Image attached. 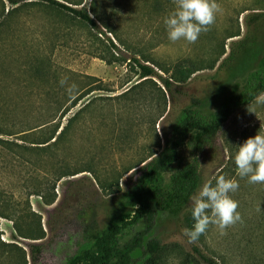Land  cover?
<instances>
[{
  "label": "rangeland",
  "instance_id": "1",
  "mask_svg": "<svg viewBox=\"0 0 264 264\" xmlns=\"http://www.w3.org/2000/svg\"><path fill=\"white\" fill-rule=\"evenodd\" d=\"M63 1L89 10L92 4V0ZM217 2L222 12L215 24L189 44L168 38L164 19L174 9L173 0H99V16L92 14L97 26L45 0H0V109L8 107L13 119L23 121L24 129L53 116L57 118L52 122L56 121L72 99L84 96L62 117V127L88 98H94L58 149L70 169L87 170L60 179L53 203L37 194L26 196L20 169L0 161V186L23 187V227L34 230L41 220L45 230L34 263L32 239L18 236L13 220L0 216V264H65L76 248L80 216L87 206L94 204L101 222L106 218L114 193L103 189L99 179L119 178L125 185L128 175H121L150 151L162 149L172 123L193 97H214L202 110L211 116L225 98L248 95L264 77L263 55L246 57L234 72L228 66L219 67L233 43L252 32L251 19L264 11V0ZM134 56L163 75L167 73L156 65L172 67L179 57H195L205 66L188 81L175 82L171 92L158 76L142 81ZM255 98L236 109L203 149L186 140L179 161V166H198L202 181L194 194L207 182L214 185L219 175L237 179L239 189L231 195L239 201L243 222L229 227L226 235L210 226L196 243H190L183 230L194 225L191 199L177 215L159 214L156 229L164 244L161 264H206L196 262V248L219 264H264V184L236 176L234 163L239 145L259 131L264 133V106H256L257 115L248 111ZM0 136L8 137L1 131ZM176 168L177 163L166 176ZM187 215H191V227ZM143 227L141 222L125 230L122 241Z\"/></svg>",
  "mask_w": 264,
  "mask_h": 264
},
{
  "label": "trees",
  "instance_id": "2",
  "mask_svg": "<svg viewBox=\"0 0 264 264\" xmlns=\"http://www.w3.org/2000/svg\"><path fill=\"white\" fill-rule=\"evenodd\" d=\"M45 1L69 11L93 26L98 25L96 17L92 14L99 16V0H92L91 11L87 7L69 3L71 1ZM251 20L252 32L233 43L230 53L219 67L228 66V70L234 72L245 62L246 57L264 56V11L258 12ZM133 59L141 68V78H144L142 81L158 76L171 92L175 82L188 81L196 71L205 66L203 60L195 57H179L172 67L156 65L167 73L163 75L153 65L142 62L139 57L134 56ZM130 89L123 93H128ZM262 91L264 77L252 86L248 95L225 98L218 112L211 116L203 115L202 110L212 104L214 97H193L191 104L183 107L172 123L170 135L162 149L150 151L121 175H128L125 185L120 184L119 178L105 181L99 179L103 189L114 193L106 218L101 222L94 204L87 206L80 216V237L76 248L68 255L65 264H161L164 244L156 229L157 217L163 212L170 215L181 213L202 181L195 163L179 166L184 142L192 139L196 147L203 149L236 109L250 103ZM82 97L84 96L72 99L56 121L52 122L57 118L53 116L41 124L24 129L21 128L23 121L13 119L8 107L0 109V131L8 136H0V161L4 165L20 169L19 177L22 183L23 179L25 181L26 196L37 194L45 202L53 203L58 195L56 186L60 179L87 170L70 169L69 164L60 159L58 152L59 142L64 140L73 122L94 102V98H88L61 127L62 117L71 107L77 105ZM175 163L177 168L167 177V172L171 171ZM23 167L27 173L24 178ZM23 211V187L0 186V216L13 220L18 236L32 239L31 260L36 263L43 246L38 240L45 237V230L41 220L36 222L34 230H25ZM185 219L191 227V215H187ZM141 222L144 227L136 231L128 241L123 242L121 238L125 230ZM196 253L199 257L196 259L197 263L219 264L215 258L198 248Z\"/></svg>",
  "mask_w": 264,
  "mask_h": 264
},
{
  "label": "clouds",
  "instance_id": "3",
  "mask_svg": "<svg viewBox=\"0 0 264 264\" xmlns=\"http://www.w3.org/2000/svg\"><path fill=\"white\" fill-rule=\"evenodd\" d=\"M173 4L174 9L164 19L168 38L172 42L184 40L189 44L195 43L202 33L211 30L217 15L222 12L217 0H173ZM60 83L65 85L67 81L62 79ZM74 88V85L70 86L69 93ZM256 106H264V93L255 98L254 104L248 105V111L257 115ZM261 127H264V123ZM234 163L236 176L247 178L251 184H264V133L259 131L239 145ZM238 189L237 179L219 175L214 185L207 182L192 195L191 212L194 225L191 229L183 230L190 243H196L201 235L207 233L210 226H215L220 235H226L229 227L243 222L238 211L239 201L231 195Z\"/></svg>",
  "mask_w": 264,
  "mask_h": 264
}]
</instances>
